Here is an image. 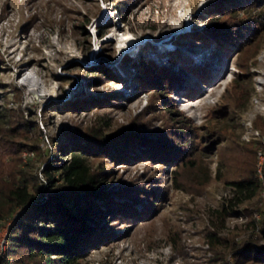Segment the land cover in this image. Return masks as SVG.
Returning a JSON list of instances; mask_svg holds the SVG:
<instances>
[{
	"label": "rangeland",
	"instance_id": "rangeland-1",
	"mask_svg": "<svg viewBox=\"0 0 264 264\" xmlns=\"http://www.w3.org/2000/svg\"><path fill=\"white\" fill-rule=\"evenodd\" d=\"M217 22L234 38L203 35ZM130 126L192 131L155 155L91 157L109 187L141 194L115 197L131 213L76 264H264L233 252L264 245V0H0L1 185L31 167L43 189L55 142L68 159L73 136ZM254 175L253 190L232 184ZM13 222L0 219V257Z\"/></svg>",
	"mask_w": 264,
	"mask_h": 264
},
{
	"label": "trees",
	"instance_id": "trees-1",
	"mask_svg": "<svg viewBox=\"0 0 264 264\" xmlns=\"http://www.w3.org/2000/svg\"><path fill=\"white\" fill-rule=\"evenodd\" d=\"M224 26L214 23L203 35L215 38L217 42L230 35L233 37V27ZM103 72L108 73L104 69ZM96 78L93 76V79ZM18 124L29 130L39 129L37 123L31 124L23 117ZM169 131L174 132V140L168 135L150 139L134 126L111 135H104L98 128H90L85 134L73 136L75 142L68 150V159L63 158L64 148L59 142L54 143L53 151H43L41 159L45 163L42 169L45 188H40L39 177L31 167L19 169L11 178L3 180V184H0V219L13 216L14 222L8 229L7 249L5 255L0 257V264H76L106 237L117 235L108 219L111 216L127 218L131 206L128 201L115 197L124 196L134 200L141 194L140 189L132 186L118 189L109 187L105 166L94 167L91 157H118L120 152L124 154L135 145H142L141 148L155 155L156 150L162 153L172 140L176 143L175 138H182L192 129L174 130L171 127ZM182 142V146L190 145L189 138ZM20 147L34 150L37 144L26 143ZM259 181L254 175L234 180L232 184L236 190L244 191L253 190ZM216 211L222 217L226 214L224 209ZM261 229L264 230V226ZM233 252L237 257L264 261V245L257 247L250 240L243 246H233ZM9 259L12 261L9 262Z\"/></svg>",
	"mask_w": 264,
	"mask_h": 264
}]
</instances>
